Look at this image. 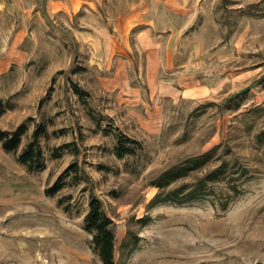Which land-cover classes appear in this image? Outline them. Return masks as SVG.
Here are the masks:
<instances>
[{
	"label": "rangeland",
	"instance_id": "1",
	"mask_svg": "<svg viewBox=\"0 0 264 264\" xmlns=\"http://www.w3.org/2000/svg\"><path fill=\"white\" fill-rule=\"evenodd\" d=\"M132 1L111 0L104 14ZM34 3L21 15L0 10V98L14 106L0 129L28 125L16 152L0 143V264H102L84 229L93 196L113 220L116 264H264V0H191L194 19L158 84L146 79L136 30L104 57L67 16ZM196 42L209 49L194 52ZM231 42V59L211 57ZM39 125L45 167L29 171L17 156ZM127 137L136 151L118 157ZM205 153L202 168L152 185ZM199 185L190 201L152 204Z\"/></svg>",
	"mask_w": 264,
	"mask_h": 264
},
{
	"label": "crops",
	"instance_id": "2",
	"mask_svg": "<svg viewBox=\"0 0 264 264\" xmlns=\"http://www.w3.org/2000/svg\"><path fill=\"white\" fill-rule=\"evenodd\" d=\"M34 1L45 5L51 14L67 16L77 37L91 52L104 57L115 52L118 42L136 30L138 45L146 54L145 72L150 84H158L166 78L162 74L172 70L181 37L194 19L186 7L191 0H133L127 9L108 15L104 14V7L111 0H0V10L21 15ZM192 48L198 53L209 49L200 42ZM237 50V44L231 42L214 46L210 55L222 64Z\"/></svg>",
	"mask_w": 264,
	"mask_h": 264
},
{
	"label": "trees",
	"instance_id": "3",
	"mask_svg": "<svg viewBox=\"0 0 264 264\" xmlns=\"http://www.w3.org/2000/svg\"><path fill=\"white\" fill-rule=\"evenodd\" d=\"M74 88L78 94H82V90L77 84H74ZM13 104L10 100H4L0 98V117L6 113V111L13 109ZM28 130V125L22 123L15 130L7 131L0 129V143L4 151L16 152L21 145L22 137ZM45 131L42 125H39L33 134V141H31L27 147L17 156V161L20 164L27 166L29 171L40 170L45 167L42 162V150L39 146L38 138ZM260 143L264 144V130L258 135ZM131 143H137L136 140L130 138H120L116 145L115 152L118 157H124L127 154H134L136 149ZM69 147V144H65L60 147L64 149ZM58 151V150H57ZM58 155V154H56ZM211 155L205 153L196 157L187 158L185 161L174 165L160 175H158L153 181L152 185L164 189L170 186L172 183L187 177L193 171H196L209 163ZM77 171V168H76ZM222 168H218L214 172L208 174L201 182L203 186L206 185L209 180H214L222 174ZM202 185L197 186L193 190L183 192V190H172L163 194H157L153 199L152 204L174 201L176 203H184L199 196L198 191L203 188ZM61 178L50 188L46 190L47 195H55L62 189ZM203 193V192H201ZM84 229L93 234L92 247L94 252L100 257L102 264H116L115 261V240L116 235L113 229L112 218L104 211L102 202L99 198L93 196L89 201V208L85 216Z\"/></svg>",
	"mask_w": 264,
	"mask_h": 264
}]
</instances>
